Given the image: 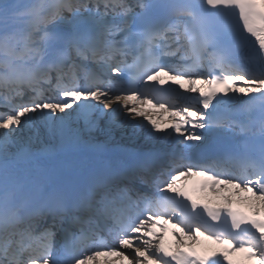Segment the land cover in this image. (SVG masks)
I'll use <instances>...</instances> for the list:
<instances>
[{"label": "snow or ice", "instance_id": "snow-or-ice-1", "mask_svg": "<svg viewBox=\"0 0 264 264\" xmlns=\"http://www.w3.org/2000/svg\"><path fill=\"white\" fill-rule=\"evenodd\" d=\"M0 264H264V0H0Z\"/></svg>", "mask_w": 264, "mask_h": 264}]
</instances>
